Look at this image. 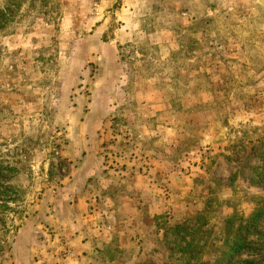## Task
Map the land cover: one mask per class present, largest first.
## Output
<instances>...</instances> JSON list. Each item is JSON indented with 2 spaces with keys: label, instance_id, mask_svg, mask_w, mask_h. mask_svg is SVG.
Returning <instances> with one entry per match:
<instances>
[{
  "label": "rangeland",
  "instance_id": "374dc122",
  "mask_svg": "<svg viewBox=\"0 0 264 264\" xmlns=\"http://www.w3.org/2000/svg\"><path fill=\"white\" fill-rule=\"evenodd\" d=\"M0 264H264V0H0Z\"/></svg>",
  "mask_w": 264,
  "mask_h": 264
}]
</instances>
